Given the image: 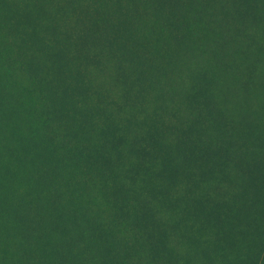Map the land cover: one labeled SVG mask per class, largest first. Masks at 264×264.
Segmentation results:
<instances>
[{
	"label": "trees",
	"instance_id": "16d2710c",
	"mask_svg": "<svg viewBox=\"0 0 264 264\" xmlns=\"http://www.w3.org/2000/svg\"><path fill=\"white\" fill-rule=\"evenodd\" d=\"M8 1L0 0V20L6 17L8 23V27L0 23V264H133L134 256L170 264L173 229L185 219L166 220L159 205L170 201L172 189L182 183L184 188L176 191L180 195L175 199L198 191L204 181L196 176L202 166L206 168L198 163L214 165L221 152L235 154L232 167L242 181L227 197L218 198L223 192L216 187V197L191 198V212L196 218L202 214L209 220L210 215L222 222L227 207L228 220L234 221L225 236L229 246L240 254L243 249L245 255L250 252V264H264V103L247 104L241 110L239 104L231 114L236 132L225 134L218 129L209 148L192 146L197 152L187 153L189 123L180 125L179 137L174 139L178 145L164 146L173 153L181 149L180 155L160 150L164 151L158 154L161 161L148 160L161 142L173 140L152 131L155 127H149L150 122L139 121L138 129L146 137L138 140L135 136L125 145L131 119L121 123L101 100L92 103L101 123H93L85 100H74L79 80L63 83L57 66H30L13 57L14 48L24 59L32 53L22 44L24 40L11 41L6 33L22 32L19 11ZM163 1L162 8L174 26L212 18L218 32H229L227 27L234 21L229 18L241 7L250 15H264V0H230V7L220 10L209 0ZM60 57L56 52L50 55L51 59ZM220 68L226 74V64ZM115 108L117 112L125 108L122 100ZM212 109L207 115L219 116ZM141 132L137 130L136 135ZM237 135L244 137L241 144L236 142ZM225 140L234 144L225 146ZM148 141L151 144H145ZM123 156L127 162L132 156L138 159L120 173L117 161H123ZM258 157L263 163L251 165L250 159ZM241 198L235 207L234 199ZM245 216L252 217L248 228L240 224ZM257 219L262 222L256 224ZM235 223L249 230V236Z\"/></svg>",
	"mask_w": 264,
	"mask_h": 264
},
{
	"label": "rangeland",
	"instance_id": "374dc122",
	"mask_svg": "<svg viewBox=\"0 0 264 264\" xmlns=\"http://www.w3.org/2000/svg\"><path fill=\"white\" fill-rule=\"evenodd\" d=\"M11 2L8 1L19 11L17 18L22 32L6 33L10 34L11 41L24 40L22 44L32 53L24 59L14 48L13 57L30 66H57L61 82L66 83L71 78L79 80L74 91L75 101L85 100L87 107L92 109V103L105 100L111 108L110 113L114 111L118 114L121 123L125 118L131 119L132 127L125 137V145L135 136L138 140L146 137V133L138 129L139 121L150 122L149 127H155H151L152 131H159L163 137L173 140L161 142L160 148L158 146L151 153L153 157L146 158L148 160L154 158L161 161L158 154H164V151L180 155L181 149L173 153L171 148H164L169 144L178 145L174 139L179 137L177 127L180 125L189 123L187 153L191 150L197 152L193 147L209 148L214 140L212 135L217 134L218 129L225 134L236 132L238 126L231 114L239 104L241 110L247 104L264 103L263 14L250 15L245 7H241L239 13L231 14L233 16L229 18L234 20L227 27L229 32H218L212 18H205L202 22L192 20L188 26H174L173 21L167 18L165 8H162L166 4L163 0ZM231 3L230 0L208 1L218 10L221 6L230 7ZM103 18L107 19L106 23H103ZM0 23L8 27L6 17ZM53 52L60 55V59H51ZM35 55L41 59L33 57ZM224 63L226 74L220 68ZM19 74L23 80L32 83L29 77ZM121 100L125 108L117 112L115 106H119ZM211 109L219 116L209 117L207 111ZM90 112L92 122L100 125L99 112L96 109ZM137 130L141 132L139 135H136ZM208 136L209 139H206ZM235 138L241 144L244 137L237 135ZM229 140L224 141L225 146L234 144ZM145 144L151 143L148 141ZM234 155L221 152L222 157L219 156L220 160L214 165L198 163L206 165L196 176L204 181L200 189L192 190L189 198L175 199L180 195L176 191L184 188L182 183L177 190L171 188L173 197L170 201L159 205L166 220L170 217L185 219L173 229L175 246L171 248L170 264H250V252L245 255L246 250L243 249L240 254L234 246H229L225 237L234 223L228 220L227 207L222 222L214 221L210 215L209 220L203 219L202 214L196 218L191 212V198L216 197V187L222 188L223 194L217 197L223 198L239 186L242 176L236 174L232 167ZM131 159L127 162L123 156V161H117L120 173L137 163L138 158L132 156ZM260 160L259 157L254 161L250 159V164H262ZM241 201L242 198L234 199L235 207ZM241 220L240 224L246 228L252 225L250 216ZM175 222L172 221L171 225ZM261 222L257 219L255 223ZM248 231L245 232L249 236ZM130 260L133 264H161L145 256H134Z\"/></svg>",
	"mask_w": 264,
	"mask_h": 264
}]
</instances>
